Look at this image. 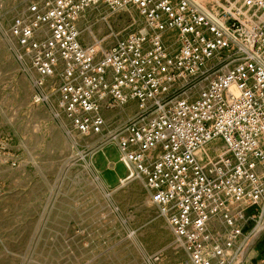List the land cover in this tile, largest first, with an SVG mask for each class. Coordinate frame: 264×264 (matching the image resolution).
Listing matches in <instances>:
<instances>
[{
    "label": "built area",
    "instance_id": "2783aa9c",
    "mask_svg": "<svg viewBox=\"0 0 264 264\" xmlns=\"http://www.w3.org/2000/svg\"><path fill=\"white\" fill-rule=\"evenodd\" d=\"M92 10L142 25L85 45ZM10 32L38 76L33 102L56 94L82 136L107 131L124 181L145 183L192 264H246L264 235V0H45ZM131 102L107 130L104 111Z\"/></svg>",
    "mask_w": 264,
    "mask_h": 264
},
{
    "label": "rangeland",
    "instance_id": "374dc122",
    "mask_svg": "<svg viewBox=\"0 0 264 264\" xmlns=\"http://www.w3.org/2000/svg\"><path fill=\"white\" fill-rule=\"evenodd\" d=\"M44 1L0 0V264H192L145 183L124 181L107 131L82 136L58 114L56 94L33 102L38 76L18 59L10 29ZM131 11H89L78 23L82 43L112 46L133 16L141 24ZM137 110L131 102L104 111L107 130H121Z\"/></svg>",
    "mask_w": 264,
    "mask_h": 264
},
{
    "label": "crops",
    "instance_id": "0c3cea01",
    "mask_svg": "<svg viewBox=\"0 0 264 264\" xmlns=\"http://www.w3.org/2000/svg\"><path fill=\"white\" fill-rule=\"evenodd\" d=\"M86 45V43H84ZM246 264H264V235L253 247L251 253L245 257Z\"/></svg>",
    "mask_w": 264,
    "mask_h": 264
}]
</instances>
